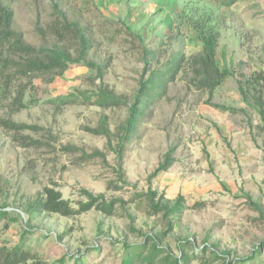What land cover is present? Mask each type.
Listing matches in <instances>:
<instances>
[{
	"label": "rangeland",
	"instance_id": "374dc122",
	"mask_svg": "<svg viewBox=\"0 0 264 264\" xmlns=\"http://www.w3.org/2000/svg\"><path fill=\"white\" fill-rule=\"evenodd\" d=\"M226 1L4 0L14 31L33 47H57L77 58L70 34H51L63 21L76 24L91 46L83 59L94 67L70 65L53 81L35 79V100L19 111L0 102V119L37 127L19 136L39 142L21 145L18 135L0 127V207L7 213L0 246L22 244L44 264H121L136 247L146 255L155 245L165 252L158 260L183 254L195 256L190 264H239L249 257L243 264H264V0ZM182 13L216 27V62L230 75L209 96L185 65L149 105L117 160L116 137L109 144L88 130L106 116L118 134L127 107L52 101L102 87L133 103L149 70L201 51ZM167 154L170 165L152 177ZM44 188L59 191L75 208L86 201L82 190L120 202L113 216L94 209L72 217L33 214ZM149 191L169 207L183 196L180 212L154 213Z\"/></svg>",
	"mask_w": 264,
	"mask_h": 264
},
{
	"label": "trees",
	"instance_id": "16d2710c",
	"mask_svg": "<svg viewBox=\"0 0 264 264\" xmlns=\"http://www.w3.org/2000/svg\"><path fill=\"white\" fill-rule=\"evenodd\" d=\"M234 0L224 2L226 6L232 5ZM181 16L185 17L186 23L189 24L197 33L201 42V51L197 54L185 57H172L165 63L153 70L147 72L148 77L139 84L135 101L129 104L123 97L115 94L113 91L99 87L98 92L88 95L84 92L77 94H67L58 96L52 103L58 106L68 104L84 103L94 105L100 108H121L127 107V117L120 126L118 134H113L108 126L107 117L102 116L98 127L89 129L95 135L104 136L111 144V138L116 137V146L114 148L117 153V160L121 161V152L124 150L125 143L128 142L137 130L140 120L144 117L145 111L149 105L158 100L165 92L168 84L176 78L183 70L184 66H188L193 74V80L196 87L204 90L209 96L221 85V83L230 75L225 69H221L216 62V53L218 45L219 32L216 27L205 18L194 19L185 13ZM14 13L11 8L4 4V0H0V102L7 100L10 109L19 111L23 109L27 101L35 100L36 86L35 79H43L51 76V81L56 77L62 76L70 65H81L86 67H94V64L85 62L84 55L90 49L88 38L78 30L76 24H68L62 22L60 27L53 26L51 34L56 37L70 34L79 45L80 54L77 58H71L69 53L57 47H33L27 44L20 33L14 31L13 25ZM150 54V52L148 53ZM100 70V67H96ZM264 79V78H263ZM257 81V79H256ZM239 90L243 96V87L240 85ZM28 97V100H26ZM259 114L262 115V104L259 103ZM0 127L4 130L14 132L18 135L15 141L24 146H37L38 141L26 140L25 137L19 136L20 132L25 130L37 131V127L23 123H15L9 119H0ZM171 158L169 154L165 156V160L154 171L152 177L166 170L170 165ZM121 174V166L118 164ZM121 177H119L120 179ZM123 185H128L124 180ZM82 194L86 197V201L79 202L77 207L62 198L59 191L54 188H44V198L35 203L32 213H50L58 214L64 217H72L86 213L90 210H96L107 216L115 214V206L120 201L104 200L102 195L95 196L87 190H82ZM157 193L149 191L145 194L150 209L154 213L163 212L165 216L179 213L182 207L183 196L179 195L173 206L155 202ZM255 206V204H253ZM7 217V213L0 207V220ZM171 228V226L169 225ZM27 227L24 235L28 234ZM23 241V240H22ZM127 253L121 261V264H190V259L195 257L188 255L172 256L153 246L148 254H144L142 246L136 247ZM214 258L218 259V254L213 253ZM41 257L37 254L26 250L24 246L18 244L12 248L0 246V264H44ZM72 259H78L73 256ZM250 257L239 261V264L248 262ZM234 260L222 262L221 264H234ZM65 264L63 259L57 262ZM201 264H206L204 261Z\"/></svg>",
	"mask_w": 264,
	"mask_h": 264
}]
</instances>
